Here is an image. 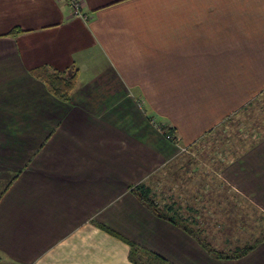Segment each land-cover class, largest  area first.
Masks as SVG:
<instances>
[{
  "label": "crops",
  "instance_id": "1",
  "mask_svg": "<svg viewBox=\"0 0 264 264\" xmlns=\"http://www.w3.org/2000/svg\"><path fill=\"white\" fill-rule=\"evenodd\" d=\"M78 1L80 13L70 0H0V160L13 170L0 194V264H134L103 227L175 264H264L260 236L214 242L207 224L223 235L224 214L211 218L210 206L224 195L206 197L225 180L264 210V139L247 153L256 171L223 166L190 205L152 189L195 235L130 190L204 146L264 87V0ZM38 69L76 71L69 99ZM200 241L227 254L257 242L218 258Z\"/></svg>",
  "mask_w": 264,
  "mask_h": 264
},
{
  "label": "rangeland",
  "instance_id": "2",
  "mask_svg": "<svg viewBox=\"0 0 264 264\" xmlns=\"http://www.w3.org/2000/svg\"><path fill=\"white\" fill-rule=\"evenodd\" d=\"M261 66L264 69V65ZM263 139L264 87L256 92L237 111L226 116L212 131L204 134L200 141L204 142L205 150L202 143H200L195 148H192L191 151L186 152L181 159L180 157L176 158V160L179 159V162H176V160L169 162L166 166H162L161 169L157 170L159 172L165 170L164 172H161V174L156 172L144 181L157 191V194H160L163 187H165V190H168L167 194L172 192L176 194L178 202L182 203V206L190 205V202H194L191 198L194 193L192 195L188 194L194 189L195 185L200 188L199 184L212 182L211 178H215V172L219 171L223 166L224 171L250 170L252 168V154L248 158V154L251 153L249 150ZM242 156H245L244 160H239ZM10 161L7 160L6 162ZM1 163L2 160H0V175L3 177L0 178V191L4 188V182L9 180L6 178L9 177L8 174L13 172L7 166H2ZM250 171H256V169H251ZM195 173L198 174L196 175ZM198 188L196 189L202 193L201 191L204 188L203 190ZM223 190L219 186L209 195L208 193L206 194V197L210 196L214 200H221L222 194L224 195V199H222L224 203L217 204L215 207L216 202L213 201V206H210L209 213L213 219H219L224 214V234H220L221 224H207L210 230V237L218 245H222V242L226 244L229 240L242 243L243 241L240 239L242 236L247 237V239L253 237L256 239L260 236L262 239L264 236V210H258L254 207L247 199L248 197H243L225 180ZM221 205L224 206V211H222ZM228 235L233 237V239L229 238ZM231 247H233V244Z\"/></svg>",
  "mask_w": 264,
  "mask_h": 264
},
{
  "label": "trees",
  "instance_id": "3",
  "mask_svg": "<svg viewBox=\"0 0 264 264\" xmlns=\"http://www.w3.org/2000/svg\"><path fill=\"white\" fill-rule=\"evenodd\" d=\"M20 31H21L20 29L14 28L10 31V34L18 33ZM35 75L46 84L50 93L60 100L69 99L70 93L76 83V71H72V70L46 71L44 69H38L37 71H35ZM209 131H212V129H210ZM168 132L170 134L171 130H168ZM172 139L175 140L176 138L172 137ZM11 180L12 179L6 182L4 188H7ZM130 190L136 196V198L140 202H142L146 207H148L155 215L167 219L173 222L174 224L181 226L189 233L194 234V231L190 227H188L186 221L182 219L181 214L177 212L176 209L174 208L173 202L163 205L158 203L157 194L153 192L151 186L147 182L145 181L138 182L132 185ZM1 192L2 191H0V194ZM103 228L109 231L110 233L121 237L129 244L130 246L129 258L134 264H175L169 261L168 259L162 257L161 255L151 250H148L137 243H134L132 241L123 238L114 231L106 227ZM262 239H264V236L262 237ZM255 242L257 241H254V243L252 244L243 246L242 248H235V251H232L229 254H227L222 251H218L214 249L206 242L200 241V243L207 249V251L212 256L218 258L241 256L244 253H246L249 249H251L253 246H255L256 244Z\"/></svg>",
  "mask_w": 264,
  "mask_h": 264
},
{
  "label": "built area",
  "instance_id": "4",
  "mask_svg": "<svg viewBox=\"0 0 264 264\" xmlns=\"http://www.w3.org/2000/svg\"><path fill=\"white\" fill-rule=\"evenodd\" d=\"M70 5L74 11V13H80V2L78 0H70Z\"/></svg>",
  "mask_w": 264,
  "mask_h": 264
}]
</instances>
